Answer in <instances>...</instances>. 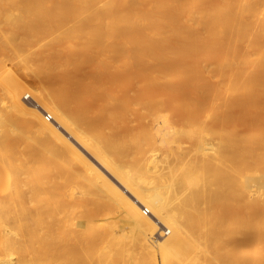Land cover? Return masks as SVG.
<instances>
[{"label": "bare ground", "instance_id": "1", "mask_svg": "<svg viewBox=\"0 0 264 264\" xmlns=\"http://www.w3.org/2000/svg\"><path fill=\"white\" fill-rule=\"evenodd\" d=\"M0 264H264V0H0Z\"/></svg>", "mask_w": 264, "mask_h": 264}, {"label": "rangeland", "instance_id": "2", "mask_svg": "<svg viewBox=\"0 0 264 264\" xmlns=\"http://www.w3.org/2000/svg\"><path fill=\"white\" fill-rule=\"evenodd\" d=\"M236 51H239V48H237L236 49ZM25 91H23L21 94H20V98L22 97V95H24V97H26V94L27 93H25ZM30 96H31V94H30ZM23 100H25V101H30V97H28V98H25V99H23ZM7 112H9L10 114H12V115H14L15 116V114H14V112L13 111H11V110H9L8 108H7ZM16 117V119H17V121H16V124H17V127L18 128H20L21 127V120H23V119H25V117L24 116H21V115H16L15 116ZM23 122V121H22ZM23 124H24V122H23ZM32 132V133H31ZM33 129L31 128V130H30V133H29V135H30V138L31 139H33L34 137H33ZM45 160V159H44ZM45 161H48L47 160V158H46V160ZM62 167L61 168H63L64 170L66 169V168H68V163H64V164H62L61 165ZM56 173H57V170L56 169H51L50 171H49V176H50V178H54L55 177V175H56ZM43 191H48V187H47V185H44L43 186ZM57 192H60V189H57L56 190ZM83 197H86V196H83ZM65 202H67L66 200H64L63 201V203H65ZM28 207H29V209H31L32 210V208H33V206L30 204H28ZM157 235H155V237H156ZM117 241L119 242V244L120 245H124L125 244V241L122 239V237H121V233H118V235H117Z\"/></svg>", "mask_w": 264, "mask_h": 264}, {"label": "built area", "instance_id": "3", "mask_svg": "<svg viewBox=\"0 0 264 264\" xmlns=\"http://www.w3.org/2000/svg\"><path fill=\"white\" fill-rule=\"evenodd\" d=\"M45 118L48 119V120L51 119L47 114H45Z\"/></svg>", "mask_w": 264, "mask_h": 264}]
</instances>
